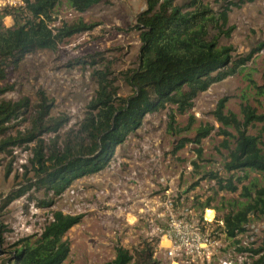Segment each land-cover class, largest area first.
<instances>
[{
	"label": "rangeland",
	"instance_id": "1",
	"mask_svg": "<svg viewBox=\"0 0 264 264\" xmlns=\"http://www.w3.org/2000/svg\"><path fill=\"white\" fill-rule=\"evenodd\" d=\"M189 1L176 0L175 3L182 6ZM226 1L236 0H203L216 13ZM145 7V0H106L79 14L69 7L67 0H60L52 13V28L77 24L80 20L99 25L92 31L66 39L56 53L42 50L27 55L17 69L8 71L1 86L12 89L0 96V100L27 99L28 119L37 109L38 92H42L52 105L50 117L67 119V123L57 133L44 134L41 139L46 147L55 140L62 145L67 133L78 130L89 112L88 105L97 90L92 77L95 70L110 73L118 96L127 98L132 94L126 77L138 65L141 43L138 31L131 27ZM2 23L10 28L13 20L2 18ZM227 26L234 27V31L228 39L221 37L219 46H230L235 58L245 57L264 41V0L232 9ZM91 56L96 59L94 65L89 64ZM78 60L85 64H78ZM222 98H228L225 112L234 113L239 120H242L240 109L243 105H249L258 115L264 112V49L254 54L236 75L199 94L190 111L182 115L174 113L178 129L184 130L189 118H193L188 130L178 134L169 131V112L175 107L167 106L165 110L147 115L141 128L116 149L110 164L101 172L75 181L62 196L53 200L42 191L31 190L0 210V225L4 227L0 235V264H5L16 243L29 238L33 242L55 212L81 217L80 223L65 236L70 254L63 264H103L115 257L118 247L129 250L134 256L151 250L153 261L172 264L159 248L163 219L158 214L163 209H151L156 208V200L161 202L164 194L170 191L177 200L183 201L179 210L193 209L200 215L209 199L210 205L206 208H213L218 220H222L224 215L237 211L247 201L240 195L242 186L253 189L264 182V173L246 171L248 177L236 183L238 191L230 193L218 190L215 180H202L211 172L221 178L229 176L223 168L228 152L223 141L227 140L233 148L236 133L230 128L225 129L230 137L219 133L213 112ZM22 118L9 125L0 141L24 133L29 121ZM205 125L214 127V131L201 141L200 147L188 143L173 153L180 139L194 138L197 129ZM246 131L249 135L260 136V147L264 150V123H255ZM198 148L202 151L200 157L196 153ZM34 149L35 142L8 146L0 152V205L11 190L33 180ZM234 175L241 177L242 172ZM50 200L49 207H42L41 202ZM145 205L149 208L145 209ZM245 228L234 240L227 239L222 230H215L213 238L218 246L210 264H217L219 260L254 264L262 253L252 255L238 249L263 247L264 215H250Z\"/></svg>",
	"mask_w": 264,
	"mask_h": 264
},
{
	"label": "trees",
	"instance_id": "2",
	"mask_svg": "<svg viewBox=\"0 0 264 264\" xmlns=\"http://www.w3.org/2000/svg\"><path fill=\"white\" fill-rule=\"evenodd\" d=\"M59 1L24 0L23 8H4L0 11V96L12 89L11 86H1L8 71L17 69L27 55L42 50L56 53L66 39L92 31L99 25L80 20L77 24L51 28L52 13ZM103 1L106 0H67L69 7L79 14ZM254 1H226L216 13L203 0H190L182 6L176 5V0H145V9L136 16V22L131 27L138 31L141 43L138 65L126 77L132 94L127 98L118 96L110 73L95 70L92 77L97 90L88 105L89 112L80 122L78 130L67 133L62 145L55 140L50 147H46L41 139L44 134L57 133L67 123V119L50 117L52 105L42 92H38L37 109L28 119L30 105L27 99L18 102L0 100V136L5 135L9 125L20 117L29 121L24 133L0 141V152L8 146L35 142L31 161L34 166L33 180L17 190H11L1 201L0 210L31 190L42 191L53 200L62 196L75 181L101 172L110 164L116 149L141 128L145 117L165 110L167 106L175 107L169 112V131L178 134L188 130L193 118H189L184 130L178 129L174 113L182 115L190 111L199 94L236 75L254 54L264 49L262 41L245 57L235 58L230 46H219L218 43L221 37L230 38L234 31V27L227 26L232 9H240ZM6 17L13 20L10 28L3 26L2 18ZM212 31L216 33L211 34ZM77 63L85 64L79 60ZM96 63L95 57L89 62L90 65ZM227 101L228 98H222L217 102L213 116L221 135L230 137L231 134L225 130L228 128L236 133L233 148L227 140L223 141V147L228 151L223 168L229 176L221 178L211 172L202 180H215L218 190L235 193L238 191L236 183H242L248 177L246 171L264 173V150L260 147V136L249 135L246 131L255 123H264V112L258 115L249 105H243L240 109L242 120H239L234 113L225 112ZM212 131L214 127L200 126L194 138L180 139L173 153L176 154L188 143L200 147L201 141ZM196 153L200 157L201 149L198 148ZM236 172H242V176L236 177ZM240 195L247 201L237 211L222 218L229 240L245 232L250 215H264V182L253 189L242 186ZM209 203L207 199L203 208L209 207ZM41 205L49 207L51 200L41 202ZM80 220V216L69 217L55 212L53 219L33 242L29 238L15 244L5 264H63L70 254V244L65 236ZM3 229L0 225V235ZM115 251V257L103 264H158L152 260L151 250L137 256L120 247ZM238 251L252 255L262 253L254 264H264V245L257 249L239 248Z\"/></svg>",
	"mask_w": 264,
	"mask_h": 264
},
{
	"label": "built area",
	"instance_id": "3",
	"mask_svg": "<svg viewBox=\"0 0 264 264\" xmlns=\"http://www.w3.org/2000/svg\"><path fill=\"white\" fill-rule=\"evenodd\" d=\"M24 5V0H0V11L23 8ZM182 204L183 201L167 191L161 202L156 200V208H151L153 211L163 209L158 214L163 219L159 248L172 264H210L218 246L213 238L215 230L220 229L225 234L223 221L218 220L213 208H204L198 215L193 209L179 210ZM217 264H233V261L219 260Z\"/></svg>",
	"mask_w": 264,
	"mask_h": 264
},
{
	"label": "crops",
	"instance_id": "4",
	"mask_svg": "<svg viewBox=\"0 0 264 264\" xmlns=\"http://www.w3.org/2000/svg\"><path fill=\"white\" fill-rule=\"evenodd\" d=\"M6 18H8V17H6Z\"/></svg>",
	"mask_w": 264,
	"mask_h": 264
}]
</instances>
